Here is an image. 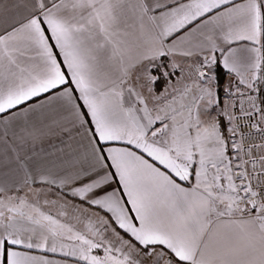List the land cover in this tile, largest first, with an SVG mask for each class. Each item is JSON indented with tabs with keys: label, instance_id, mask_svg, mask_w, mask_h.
I'll return each instance as SVG.
<instances>
[{
	"label": "snow or ice",
	"instance_id": "6c2138e0",
	"mask_svg": "<svg viewBox=\"0 0 264 264\" xmlns=\"http://www.w3.org/2000/svg\"><path fill=\"white\" fill-rule=\"evenodd\" d=\"M0 264H264V0H0Z\"/></svg>",
	"mask_w": 264,
	"mask_h": 264
}]
</instances>
